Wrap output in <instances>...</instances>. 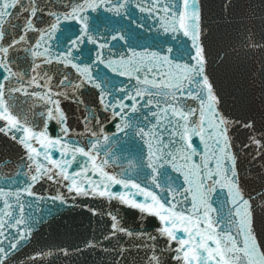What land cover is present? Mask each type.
Listing matches in <instances>:
<instances>
[{
	"label": "snow or ice",
	"instance_id": "snow-or-ice-1",
	"mask_svg": "<svg viewBox=\"0 0 264 264\" xmlns=\"http://www.w3.org/2000/svg\"><path fill=\"white\" fill-rule=\"evenodd\" d=\"M100 12L119 27L94 29ZM201 19L197 0H0V137L18 149L0 161V264L71 255H21L46 219L33 209L89 199L104 201L88 210L108 226L84 249L114 253L113 264H264V190L249 192L240 169L243 151L264 159V127L225 111ZM141 30L163 39L141 44ZM42 182L54 194L34 191Z\"/></svg>",
	"mask_w": 264,
	"mask_h": 264
},
{
	"label": "water",
	"instance_id": "water-1",
	"mask_svg": "<svg viewBox=\"0 0 264 264\" xmlns=\"http://www.w3.org/2000/svg\"><path fill=\"white\" fill-rule=\"evenodd\" d=\"M251 119L264 127V0H247L238 68L234 117ZM247 130L235 131L237 148L247 140ZM243 151L240 169L249 192L264 190V159L253 160ZM259 218V217H258Z\"/></svg>",
	"mask_w": 264,
	"mask_h": 264
}]
</instances>
